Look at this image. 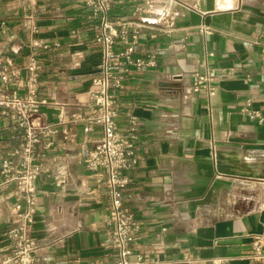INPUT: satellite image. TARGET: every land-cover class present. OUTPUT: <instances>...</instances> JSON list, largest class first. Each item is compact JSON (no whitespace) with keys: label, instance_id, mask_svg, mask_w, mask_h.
<instances>
[{"label":"crops","instance_id":"1","mask_svg":"<svg viewBox=\"0 0 264 264\" xmlns=\"http://www.w3.org/2000/svg\"><path fill=\"white\" fill-rule=\"evenodd\" d=\"M218 1L171 0L173 31L148 29L137 44V54L154 55L156 64L131 70L115 94L119 124L132 116L139 120L142 160L129 172L125 200L140 223L135 246L171 264L220 258L225 264H264L253 259L251 249L253 234L264 230V122L241 112L250 100L264 114V60L257 43L264 40V0H234L226 8ZM111 2L113 19L129 18L137 4ZM93 24L86 0H0L1 45L18 49L33 37L50 46L42 61L41 92L51 97L42 108L47 120H56L57 102H70V113L89 103L101 59ZM202 24L211 32H200ZM32 25L38 28L33 36ZM179 43L183 48H174ZM27 52L24 47L16 54L19 64ZM213 67L233 74L220 79L216 95L206 99L191 83L196 73ZM68 127L69 139L52 137L43 161L50 171L35 181L33 235L41 244L36 264H116L107 185L100 180L103 173L84 165L102 127ZM16 134L0 113V263L10 252L5 232L13 223L11 210L16 204L28 209L15 183L1 175L2 161L21 142ZM58 171L69 177L64 186L56 184Z\"/></svg>","mask_w":264,"mask_h":264},{"label":"built area","instance_id":"2","mask_svg":"<svg viewBox=\"0 0 264 264\" xmlns=\"http://www.w3.org/2000/svg\"><path fill=\"white\" fill-rule=\"evenodd\" d=\"M129 18L113 19L111 0H86L88 16L94 21L95 34L92 42L101 47V59L95 66V76L89 93V103L83 111L70 113V102H61L56 120L44 118L42 108L51 97L41 92L43 52L49 44L31 37L24 45L28 52L19 64L16 54L24 47L0 44V113L16 130L14 139L21 142L2 161L1 175L6 182H13L28 209L16 204L11 210L13 223L5 232L10 252L0 264H36L35 253L41 247L33 235L34 218L38 199L36 179L49 168L43 167L53 145L52 137L61 133L65 139L71 136L68 125H80L90 132L96 125L102 127V137L93 144L84 158L88 171L103 173L110 199L107 223L112 245L117 251L116 264H171L160 255H147L137 251L140 223L135 213L126 207V189L131 181L129 172L142 160L137 151L139 120L132 116L121 126L117 120L118 105L115 94L125 88L127 74L156 64L154 55L144 58L137 54V44L148 29L171 33L176 26L177 16L171 10V0H136ZM200 32L210 33V27L202 24ZM38 32L31 26V36ZM259 55L264 60V40H258ZM174 48L182 49L179 43ZM233 74V69L209 68L204 74L196 73L191 83L194 93L212 99L217 93L220 79ZM249 80L250 78L247 77ZM76 103L75 105H77ZM241 112L251 120L264 122V114L252 108L248 100ZM57 185L64 186L69 177L63 171L54 176ZM252 257L264 262V230L253 234ZM212 264H225V259H216Z\"/></svg>","mask_w":264,"mask_h":264},{"label":"bare ground","instance_id":"3","mask_svg":"<svg viewBox=\"0 0 264 264\" xmlns=\"http://www.w3.org/2000/svg\"><path fill=\"white\" fill-rule=\"evenodd\" d=\"M235 1H237V0H235ZM220 4H219V6L220 7H225L226 8V6H229V5H233V3H234V0H221V1H218ZM217 4V3H216ZM216 6V5H215ZM217 6H218V4H217ZM219 7V8H220ZM224 8V9H225ZM221 9V8H220Z\"/></svg>","mask_w":264,"mask_h":264}]
</instances>
